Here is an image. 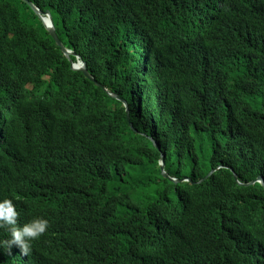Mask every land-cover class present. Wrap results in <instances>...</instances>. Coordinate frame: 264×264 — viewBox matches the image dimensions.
<instances>
[{"label": "trees", "instance_id": "16d2710c", "mask_svg": "<svg viewBox=\"0 0 264 264\" xmlns=\"http://www.w3.org/2000/svg\"><path fill=\"white\" fill-rule=\"evenodd\" d=\"M29 1L98 85L0 0V201L49 225L0 264H100L104 232L157 243L143 264H264V0ZM119 165L140 192L107 221L91 196Z\"/></svg>", "mask_w": 264, "mask_h": 264}, {"label": "clouds", "instance_id": "9594fccd", "mask_svg": "<svg viewBox=\"0 0 264 264\" xmlns=\"http://www.w3.org/2000/svg\"><path fill=\"white\" fill-rule=\"evenodd\" d=\"M73 62H71V64ZM121 101L125 106V101L122 99ZM153 144L156 147V144L154 142ZM161 158H163L162 155ZM161 158L158 162L159 169ZM109 165L113 168L115 167L114 164ZM115 170L117 172V176L115 178L110 177V174H108V172H100L101 180L103 182L102 191H98L97 193L94 192V195L91 196V198L96 197L95 200H101L102 196L104 195L103 203H101V205H104L107 209L104 210L102 208L103 212L106 215L105 217L107 221H109L110 217L112 216H121L122 214V210L117 212L116 208H111L112 205L115 207L116 205L122 207V205L126 202L131 203L132 200L137 198L138 193L140 192L139 189L135 185H133L134 179L137 174L136 170L133 167L119 165ZM109 184L111 185L110 188L108 187ZM99 193H101L102 195H99ZM120 201H122L123 204L118 203ZM17 216L18 212L16 211L15 206L13 205L11 200L5 199L3 201H0V228L8 227L10 233L9 239L0 241V248L6 247L8 250H10L11 246L15 245L19 248L21 255L27 256L31 251V242L39 239L46 232L49 225L46 219L37 218L23 224L22 226H17ZM130 221H132V216L131 218L125 219L120 223H116L114 227L128 223ZM112 239L113 235L111 233L104 232V249L99 250L98 252V259L100 264H143L147 257V253L152 252V250L157 248V243L149 242L145 239H139L138 241L128 243L124 247H113L111 244ZM147 243H150L149 247L146 245ZM66 246L67 241L65 240L64 247Z\"/></svg>", "mask_w": 264, "mask_h": 264}, {"label": "water", "instance_id": "95a60500", "mask_svg": "<svg viewBox=\"0 0 264 264\" xmlns=\"http://www.w3.org/2000/svg\"><path fill=\"white\" fill-rule=\"evenodd\" d=\"M22 2H24L30 9L31 11L34 13V15L36 17L39 18V20L41 21V23L43 24L44 28L46 29V31L49 33L50 37L54 40L55 44L59 47L60 51L63 53V55L67 58H69L70 55H75V53L69 49H67L66 47L63 46V44L61 43L60 39L58 38L55 28H54V24H53V19L52 16L50 14V12L48 10L42 12L37 6H35L31 1L29 0H21ZM76 56V61L73 62L71 64V68L74 70H79L81 71L87 78H89L90 80H92L95 84L98 85V83L93 79V77L88 73L87 69L85 68V64L82 61V59L78 56ZM116 99L121 100L118 96L114 95ZM126 107V112H128L127 106L125 104ZM163 157V156H162ZM220 166V165H219ZM160 171L161 174L168 178L169 180L173 181V182H181L185 179L189 178H172L169 175H167L164 171V163H163V158H161L160 161ZM214 171V169L210 170L208 175H210L212 172ZM207 175V176H208ZM234 177H236V175L234 174ZM205 178V177H204ZM202 180V179H201ZM200 180V181H201ZM255 182L260 183L263 187H264V181L262 180V178L260 176H258L257 178H255L254 180L248 182L245 185H250L253 184ZM241 184V183H239Z\"/></svg>", "mask_w": 264, "mask_h": 264}]
</instances>
